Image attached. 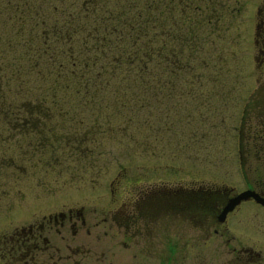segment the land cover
<instances>
[{"label":"rangeland","instance_id":"rangeland-1","mask_svg":"<svg viewBox=\"0 0 264 264\" xmlns=\"http://www.w3.org/2000/svg\"><path fill=\"white\" fill-rule=\"evenodd\" d=\"M5 2L0 0V92L3 94L0 99L8 106L0 111V232L10 228V220L11 223L17 221L13 218L17 213L23 216L30 210L35 216H41L72 204L82 207L91 222L114 213V218L108 220L110 229L107 230L110 235L118 230L110 240H120L122 229L115 226L118 214L129 192L137 187L159 185L173 177L186 181L203 178L206 183L238 191L246 186L247 168L240 165V161L248 158V146L264 143V135L253 132L260 127L264 111V65L258 66L254 43L256 25L261 18L257 10H264V0H222L216 18L210 11L211 20L201 14L203 20L198 27L191 24L183 6L188 38L184 52L189 55L188 51H194L195 57L188 59L184 94L168 98L172 103L151 100L133 116L127 111L113 113L109 110L96 114L100 111L81 106L77 99H72L65 104L69 109L67 116L48 113L31 126L29 120L35 115H29L32 118L25 123L30 125L28 128L22 127L25 121L22 119L18 121L19 126L12 127L10 117V103L23 111L31 109L37 97L29 93L13 94L17 82L10 81V71L19 61V65L25 67L28 57L21 55L25 40L18 39L17 24L10 19V9ZM15 2L11 0L10 5ZM53 5L60 7V1L46 2L45 9L48 11ZM178 5L172 6L174 18L179 17ZM155 34L157 45L163 34L160 32L157 36V29ZM195 75H200L199 79ZM29 76L34 78V75ZM45 83L31 80L23 86L40 96L42 87L39 85ZM44 100L49 105L54 103L48 96ZM23 117H28L27 113ZM256 160H259L257 155ZM258 169L256 174L262 176V168ZM254 204L244 201L229 215V233L241 243H253L262 250L263 207ZM254 211L258 213L253 214ZM143 222L140 223L151 229L150 223ZM98 223L93 230L104 229L103 222ZM162 231L153 246H147L156 258L139 255L131 258L132 252L120 250L118 243L114 246L116 256L121 251L128 253L127 261L163 263L167 252ZM139 238L133 234L131 245L128 244L130 249L140 248ZM82 239L90 240L85 236ZM178 250L170 263L241 264L233 260L234 254L229 253L226 246L218 248L214 241L190 247L185 256L182 249Z\"/></svg>","mask_w":264,"mask_h":264},{"label":"trees","instance_id":"trees-1","mask_svg":"<svg viewBox=\"0 0 264 264\" xmlns=\"http://www.w3.org/2000/svg\"><path fill=\"white\" fill-rule=\"evenodd\" d=\"M10 1L6 0L5 6L10 9V19L17 24L18 39L25 40L21 55L28 57L25 67L19 61L10 71V81L17 82L13 94L29 93L37 97V103L23 111L10 103L12 127L19 126L22 119L25 120L22 127L28 128L30 125L25 123L29 117L43 115L45 111L67 116L69 109L65 104L72 99L100 111H92L96 114L109 110L127 111L134 116L151 100L172 103L168 98L184 94L188 59L195 56L194 51H188L189 55L184 52L188 38L182 2L58 0L60 7L53 5L47 11L46 2L52 0H16L11 5ZM174 4H179L178 18L173 15ZM199 14L198 11L191 21L196 27L201 24ZM156 29L157 36L163 34L157 45ZM31 80L46 82L39 85L40 96L25 90L23 83ZM47 96L52 98V105L44 100ZM3 103L0 99V111L8 107ZM26 113L28 117L21 118ZM29 121L31 126L35 123L33 119Z\"/></svg>","mask_w":264,"mask_h":264},{"label":"flooded vegetation","instance_id":"flooded-vegetation-1","mask_svg":"<svg viewBox=\"0 0 264 264\" xmlns=\"http://www.w3.org/2000/svg\"><path fill=\"white\" fill-rule=\"evenodd\" d=\"M177 2L183 3L189 21L195 18L198 11L201 22L203 20L201 14L209 20L212 19L210 14L215 15L216 18L217 11L222 6V0H178ZM195 8L198 11L195 12ZM208 11L211 13L209 14ZM257 11L261 18L256 25L254 43L257 46L256 57L260 67L264 65V10ZM262 101L264 107V97ZM255 114L257 116V113ZM259 123L260 127L253 132L264 135V111ZM256 146L253 144L248 146L246 149L248 158L241 162V165L247 168L246 186L243 189L256 191L263 200L257 201L253 196L242 199L226 212L223 219L219 218L222 208L228 198L238 190L206 183L202 181L203 178L193 181L189 178V181H186L181 177L176 179L173 177L160 182L159 185L152 184L143 189L137 187L129 192L128 200L123 203V209L118 214L119 219L115 225L122 229L120 240H110L118 230L111 235L107 230L110 229L108 220L114 218L112 216L114 213H110V217L106 215L100 218L91 215L96 218L91 222L88 217L90 215L87 214L86 218L82 207L69 204L66 209H57L41 216H35L36 213H30V210H27L28 213L23 216H18V213L12 215L17 221L11 223L10 220V228L0 232V264H138L132 259L125 260L128 254L125 252L131 251V258H136L137 255L156 258L157 255H153L147 246H153L159 231L162 230L164 234L161 238L165 240L167 256L161 264H174L170 261L175 258L178 249H182L185 256L190 247L206 245L208 241H214L218 248L226 246L229 253L234 254L233 260L237 263L264 264V238L263 249L260 250L256 248L259 246L253 243L243 244L229 233V223H231L229 215L244 201H252L256 206H262L264 216V143ZM256 155L259 160H256ZM259 167L263 170L262 176L256 174ZM253 173L256 175L253 176ZM90 211L96 210L90 209ZM257 213L258 211L253 212V214ZM22 219L25 221L20 222L19 220ZM139 220L142 223L143 220L150 223L151 229L138 223ZM163 220H166L165 224L157 225V222ZM98 222H103L104 229L93 230L99 226ZM133 234L139 235L142 243L140 248L135 250L130 249L128 245ZM108 235L109 237L106 238ZM83 236L90 240L82 239ZM116 243L120 244V250H125L124 253L119 251L121 254L117 256Z\"/></svg>","mask_w":264,"mask_h":264},{"label":"water","instance_id":"water-1","mask_svg":"<svg viewBox=\"0 0 264 264\" xmlns=\"http://www.w3.org/2000/svg\"><path fill=\"white\" fill-rule=\"evenodd\" d=\"M250 196H253L257 201H262L260 198V195L252 190V189H245L242 190L240 192H237L236 194H234L233 196H231L230 198H228L227 203L224 205V207L222 208L221 213L219 214V218L223 219L226 212L230 209H232L234 207L235 204H237L238 202H240V200L242 199H247Z\"/></svg>","mask_w":264,"mask_h":264},{"label":"snow or ice","instance_id":"snow-or-ice-1","mask_svg":"<svg viewBox=\"0 0 264 264\" xmlns=\"http://www.w3.org/2000/svg\"><path fill=\"white\" fill-rule=\"evenodd\" d=\"M45 115H47V112H46V111L43 113V115H36V116H34L32 119H33L34 121H36V122H40V121H42V120L44 119V116H45Z\"/></svg>","mask_w":264,"mask_h":264}]
</instances>
